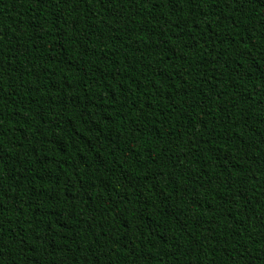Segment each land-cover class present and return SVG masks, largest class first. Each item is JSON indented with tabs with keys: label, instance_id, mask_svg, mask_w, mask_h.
<instances>
[{
	"label": "trees",
	"instance_id": "16d2710c",
	"mask_svg": "<svg viewBox=\"0 0 264 264\" xmlns=\"http://www.w3.org/2000/svg\"><path fill=\"white\" fill-rule=\"evenodd\" d=\"M0 264H264V0H0Z\"/></svg>",
	"mask_w": 264,
	"mask_h": 264
}]
</instances>
